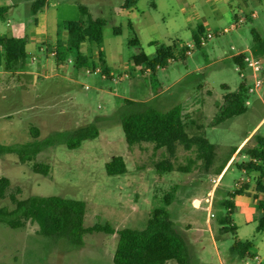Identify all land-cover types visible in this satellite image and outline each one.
Masks as SVG:
<instances>
[{"label": "rangeland", "instance_id": "rangeland-1", "mask_svg": "<svg viewBox=\"0 0 264 264\" xmlns=\"http://www.w3.org/2000/svg\"><path fill=\"white\" fill-rule=\"evenodd\" d=\"M19 1L0 0V8H11ZM42 1H46L42 10L47 16L49 34L58 26L67 29L68 21L79 20L80 5H91V13L106 22L104 40L98 47L116 80L103 78L99 72L87 73V68L77 70L73 55L58 63L49 49L40 51L35 45L26 52L25 67L10 71L6 68L4 51L0 52V145L20 146L35 141L32 127L39 130L37 141L55 132L66 134L91 124L99 129L97 138L83 141L78 148L70 149L63 143L45 147L31 162L22 163L16 153L1 156L0 178H9L11 185L5 198H0V207L14 208L8 197L10 193L19 199L30 196L77 199L87 205L86 227L109 224L115 230L143 229L155 209H165L181 235L186 233L184 227L189 223L190 234L201 236L200 247L187 245L190 264H264V232L256 231L257 220L246 225L247 207L243 201L232 200L235 207L231 219L236 231L222 229L221 219L227 211L224 202L231 199L236 182L243 176L248 177L238 168L241 156L228 166L212 210L209 211L206 203L196 208L201 204L199 199L193 200L194 205L191 201L192 193H208L212 176L223 171L232 152L250 134L253 135L250 144L255 143L254 135L264 136V83L249 94L244 114L213 126L226 93L223 86L226 84L230 91H236L243 80L246 86L253 83L249 70H245L246 78L240 76L233 55L251 49L254 30L264 39V0H159L158 10L149 8L150 0H137L132 16L128 15L129 8H119L123 0H113L114 8L102 13L97 10L96 0ZM242 1L248 5L246 11L241 8ZM250 11H255L257 16L250 19ZM239 17L246 21L236 30L216 34L202 47H194L185 59L176 54L172 62L155 72L143 73L132 61L142 52L155 56V46L145 44L148 39L162 38V43L175 42L176 47L182 48L188 42H195L198 25L203 24L206 32L215 33ZM31 18L23 9L15 11L0 22V34L14 33L20 28L17 25L20 21L28 27ZM129 19L133 27L128 25ZM117 27L121 28L119 33L115 32ZM39 29L41 35L48 36L46 29ZM134 37L142 43L131 45L129 41ZM85 55L96 67H105L97 50L88 48ZM260 57L264 59V54ZM31 62L34 63L30 67ZM29 69L38 74L17 75ZM5 71L11 74H1ZM126 74L129 77H124ZM126 100L145 101L160 112L181 105L187 114V133L206 137L217 145V169L207 172L195 149L187 151L179 145L172 159L176 169L159 172L156 164L168 157L165 148L155 149L151 143L129 146L126 142L121 126ZM114 156L124 158L126 173H106L105 164ZM36 162L50 166L47 175L33 171L32 165ZM180 166L188 167L189 171H179ZM256 178L246 183L254 185ZM194 183L204 190L195 189ZM256 212L254 218L258 219L260 211L256 209ZM209 217L213 233L209 229ZM38 230L33 222L17 229L0 223V264H115L117 233H88L83 237V245L73 247L65 240L42 236ZM237 238L254 242L251 255L240 258L231 253V245ZM167 264L178 263L171 260Z\"/></svg>", "mask_w": 264, "mask_h": 264}, {"label": "trees", "instance_id": "trees-1", "mask_svg": "<svg viewBox=\"0 0 264 264\" xmlns=\"http://www.w3.org/2000/svg\"><path fill=\"white\" fill-rule=\"evenodd\" d=\"M133 3L135 0H127L124 8H129ZM40 5L44 6L45 2H35V8ZM150 6L154 7V0H150ZM7 11L8 7L0 8V20L5 19ZM79 11L81 18L67 23V40L58 44L56 59L58 63H63L67 56L73 55L77 70L90 67L95 69L97 68L95 63L89 56L81 53L80 46L87 40L100 46L104 40L103 29L106 22L100 17H94L87 6L80 5ZM120 30V27L115 28L116 33H119ZM202 34L203 29L199 28L197 34L194 35L198 45L199 35ZM252 35L254 40L251 47L252 54L263 55L264 39L255 30ZM130 44H139V41L137 38H133ZM0 47L4 50V60L8 70L25 67L24 61L27 54L24 39L0 37ZM175 51H178L181 58H186L184 48L177 50L176 45H157L154 57H149L142 52L133 57V63L135 66L146 65L155 72L158 66L163 68L168 65L169 59L175 58ZM99 59L101 64H106L105 55L101 50H99ZM234 62L244 68L243 56L235 57ZM102 69L103 73L110 78L109 68ZM248 97L245 81L240 84L238 90L224 94L222 105L214 117L213 126L244 114L247 111L246 100ZM121 126L129 146L151 143L155 149L165 148L168 157L156 164V169L159 172H171L176 169L172 158L175 157L179 145H182L187 151L195 149L197 158L202 161L207 170L215 161L217 146L206 137L190 136L187 133L181 105L175 106L167 112H160L144 101L126 100ZM31 134L35 139L33 142L20 146L0 145V157L16 153L22 163L31 162L45 147L63 143L70 149L78 148L83 141L97 138L99 129L95 124H91L66 134L55 132L41 141H37L39 136L37 128L32 127ZM253 139L255 143L247 144L240 150V153L249 158L243 167L247 171L259 172L256 191L264 193L262 181L264 179V136L256 134ZM253 159H256L258 163L253 162ZM32 169L36 173L47 175L50 166L36 162L32 165ZM178 169L182 172L189 171L186 166H180ZM105 170L108 175L124 174L127 171L126 162L122 156H114L105 164ZM10 185L9 178H0V198H5ZM247 189V185H244L233 190L230 193L231 199L224 202L227 211L221 219L223 231H236L237 227L231 219L234 210L232 199L237 195L245 194ZM17 191L19 192V189ZM8 197L14 208L9 210L6 207H0V223L6 224L10 228H22L27 222H33L38 225V232L42 236L55 241L65 240L73 247L83 245V237L88 233H117L118 244L113 257L115 264H167L171 260H175L178 264H190L186 240L179 233L169 212L165 209H155L143 229L115 230L109 224H95L86 227L84 220L87 205L82 200L60 196H30L26 199H19L15 193H10ZM256 199V207L260 211L256 231L262 232L264 231V197L259 196ZM166 201L170 202L168 197H166ZM253 248V241L237 238L232 243L230 250L232 254L244 258L251 255Z\"/></svg>", "mask_w": 264, "mask_h": 264}, {"label": "crops", "instance_id": "crops-1", "mask_svg": "<svg viewBox=\"0 0 264 264\" xmlns=\"http://www.w3.org/2000/svg\"><path fill=\"white\" fill-rule=\"evenodd\" d=\"M39 1H42V0H20L19 2V4H14V5H11V8H9L8 7V11H7V13H6V16H8V15H11V14H13V13H15V11H17V12H20V11H22V9L24 10V12H25V14H26V16H28V17H31V15H32V17L33 18H31V21L28 23V27H24L23 26V24H24V22H22V21H20V22H17V25H18V27H20L18 30H16L14 33H8L7 35L4 33H2L1 32V34H0V37H17V38H22V39H24L25 40V42H26V52H28V49H29V47H31V46H37V48H39L40 49V51H44V52H46V51H48V49L50 50V51H56V49H57V46H58V44L59 43H63V42H65L66 40H67V29H61V27L60 26H58V28L56 27V29L55 30H53V32L52 31H50V34H49V31L46 29L47 28V16H46V13H45V11H43L42 10V8H44L45 7V5L44 6H37V8H35V2H39ZM126 1L127 0H123V1H120L119 2V8L120 9H123L124 8V5H125V3H126ZM158 1L159 0H154V7H151L150 6V2H149V8H151V9H153V10H158V8H159V4H158ZM44 2H46V1H44ZM242 3V9L243 10H247V3H244L243 1L241 2ZM113 4H114V1L113 0H96V7H97V10L99 11V12H103L104 10H107V9H109L110 8V10L111 9H113L114 7H113ZM138 3H137V0H135V3H133V4H131L130 5V7H129V9H128V11L129 12H131V13H129L128 15L129 16H132L133 14H134V10H136V5H137ZM22 5V6H21ZM117 5V3L115 4V6ZM23 7V8H22ZM88 7H89V10H90V12H93V10H91V5H89L88 4ZM118 8V7H117ZM124 10V9H123ZM252 13H255L256 14V12L255 11H250L249 12V18L251 19V18H255L256 16H257V14H256V16L255 17H252L251 16V14ZM92 14V13H91ZM93 15V14H92ZM143 15H145V13L143 12ZM94 17H98V16H95V15H93ZM100 18H102L101 16H99ZM249 18H247V19H249ZM5 19H6V17H5ZM4 19V20H5ZM103 19V18H102ZM145 21H147L146 20V16H145ZM1 21H3V20H0V22ZM130 24V25H129ZM7 25L9 26L10 25V22H7ZM128 25L130 26V27H133V25H132V21L129 19V22H128ZM39 27H41V29H46V32H47V34H48V36H44V35H41L40 33L42 32V30H40L39 29ZM199 28H202L203 29V34H204V32H206V28H205V26L202 24V25H198L197 26V32H198V29ZM40 30V31H39ZM195 34H196V32H195ZM202 34V35H203ZM201 36L199 35V38H200ZM135 38V37H134ZM138 39V38H137ZM162 38H151V39H148L147 41H145V44H148V45H154L155 46V51H156V47H157V45H166V44H164V43H162L160 40H161ZM130 41H131V39H130ZM130 41H129V43H130ZM139 41V44H140V42L142 41L141 39L140 40H138ZM194 41H195V39H194ZM48 42V43H47ZM196 42V41H195ZM38 43H40V45H38ZM49 43H51V44H49ZM142 43V42H141ZM189 43V42H188ZM45 44H46V46H45ZM157 44V45H156ZM170 45H176V43L175 42H173L172 44H170ZM202 47V46H201ZM233 47V46H232ZM232 47H231V49H232ZM88 48H92V49H95V50H97V52H99V47H98V45L95 43V42H92V41H89V40H87V41H85L84 43H82L81 44V46H80V51H81V53H83V54H85V52L87 51V49ZM177 48V50H181V49H185V46L184 47H182V48H178V47H176ZM235 48V47H234ZM232 50H234V49H232ZM1 51H4L3 50V48L2 47H0V52ZM246 52H248V53H246ZM246 52H244L243 50H240V51H238L237 53H235L234 55H233V59L235 58V57H237V56H243V55H247V54H249V53H251V49L249 50V49H247V51ZM104 54V53H103ZM179 55L178 54V51H175V55ZM105 55V54H104ZM185 55H186V49H185ZM148 56V55H147ZM180 56V55H179ZM187 56H189V55H186V57ZM149 57H151V56H149ZM105 61H106V57H105ZM132 61H133V59H132ZM33 63L34 62H31L30 63V67L33 65ZM144 66H146V65H141V66H139L140 68H143ZM105 67H107L106 66V64H105ZM138 67V66H137ZM235 67H236V70L239 72V69H241V67L238 65V64H236L235 63ZM109 68V67H108ZM110 70V69H109ZM141 72H143V73H146V74H148V73H150V72H145L144 70L143 71H141ZM112 73V72H111ZM1 74H4V75H9V74H11V72H9V71H5V72H1ZM19 74H25V75H37L38 73H36L34 70H31V69H29V71H26V72H17V75H19ZM113 74V73H112ZM239 74H240V72H239ZM240 76H241V74H240ZM48 77V76H47ZM242 77V76H241ZM243 78V77H242ZM243 81H245V80H243ZM223 89L226 91V93L227 92H233V91H230L229 90V87L225 84L224 86H223ZM225 93V94H226ZM224 95V94H223ZM222 100H223V96H222ZM222 100H221V105H222ZM145 102V101H144ZM220 105V106H221ZM183 108V107H182ZM220 108V107H219ZM218 108V109H219ZM218 112V111H217ZM216 115V114H215ZM183 116H184V120H186V117H187V114L185 113V109L183 108ZM225 122V121H224ZM263 122H264V120H263ZM186 123V122H185ZM220 125V124H219ZM217 126V125H216ZM253 135L252 134H250L245 140H244V142L242 143V145L238 148V149H236L234 152H232V155H231V157L229 158V160H228V162H227V165H226V167L223 169V171H221L219 174H217V175H215V176H212V178L213 177H216V176H219L220 177V183H221V181H222V178H223V176H224V174H225V172H226V170H227V168H228V166L233 162V160L235 159V158H237V157H239V156H241V160H240V163H238V165H240V167H238L241 171H242V173L244 174V175H248V177H242L241 178V180L240 181H238V182H236V186H235V189H237V188H240V187H242V186H244V185H247V187H248V189L246 190V193L245 194H243V195H237V196H235L233 199H234V203L235 202H237L239 199L241 200V201H243L242 203H243V205L245 206V207H247L246 208V213H245V215H246V225H251L252 223H254L255 222V220H257L258 221V219L256 218H254L255 217V215H257L256 213V209H257V207H256V198L257 197H264V193H258L257 191H256V186H257V179H258V176H259V172H256V171H252V172H256V175H252V176H250L249 174L250 173H252L251 171H247L244 167H243V165L249 160V158L247 157V156H245L244 154H242V155H239L240 154V150L244 147V146H246L247 144H250V141L252 140V138H250V137H252ZM211 142V141H210ZM216 145V144H215ZM250 145H253V144H250ZM217 146V145H216ZM178 149L179 148H177V151H178ZM216 154H217V150H216ZM176 156V155H175ZM216 156H218V155H216ZM173 159V158H172ZM172 162H173V160H172ZM217 160H215V162L213 163V165L210 167V169H208V171L207 172H211V171H213V170H215V169H217ZM175 167V166H174ZM257 176V178H256V184H247L248 182H251L252 180H253V178H255ZM202 181H205V180H203V179H201ZM248 181V182H247ZM263 181V185H264V179L262 180ZM247 182V183H246ZM220 183H219V185H220ZM240 184V185H237V184ZM194 187H195V189H197V190H204V189H202L197 183H194ZM234 189V190H235ZM218 191H220V187L218 186L217 187V189H216V192H215V194H217V192ZM230 193V192H229ZM208 194H206V195H204L203 193L202 194H199V193H192L191 194V201H192V204H193V200H195V199H199L200 201H201V204L199 205V206H195L196 208H201L204 204H205V202L203 201V198L205 197V196H207ZM215 197L216 196H214V199H215ZM232 199V200H233ZM206 204H207V208H209V204L206 202ZM194 205V204H193ZM213 206H214V201H213ZM235 207V206H234ZM213 208V207H212ZM260 214H258V216H259ZM208 223H209V229H210V231L213 233V225H212V223H211V220H210V217L208 218ZM257 227V226H256ZM184 229L186 230V233H184V235H182L184 238H185V240H186V243H187V245L189 246V247H194V246H196V245H198L199 247H200V244H199V241H201V236L200 235H196L195 233H193V234H190V230H191V224H187V225H185V227H184ZM262 232H264V231H262ZM185 234H187V235H185ZM212 238L214 239V237L212 236Z\"/></svg>", "mask_w": 264, "mask_h": 264}, {"label": "built area", "instance_id": "built-area-1", "mask_svg": "<svg viewBox=\"0 0 264 264\" xmlns=\"http://www.w3.org/2000/svg\"><path fill=\"white\" fill-rule=\"evenodd\" d=\"M251 16L255 17L256 14L252 13ZM245 21H246L245 18L239 17L235 23H232L229 26L220 29L218 32H215V33L211 32V31L210 32H204V34L201 35V37L199 38V45L203 46L207 40L214 38L216 34L217 35L218 34H226V33H229V32L236 30ZM199 45L197 42L187 43L185 45L186 55H191L192 49L194 47H198ZM232 49H235V48L232 47ZM56 53H57V51H51L50 55L53 57H56ZM173 60L174 59H169V62H172ZM243 62H244V68L239 69V72L243 78H246L245 70H249L250 77H252V79H253V83H252V85L247 86V88H248V94H253L264 83V59L260 56L253 55L251 52L247 55H243ZM157 68H161V67L158 66ZM143 70L145 72H151L152 71L151 68L148 66H144L143 68L139 69V71H143ZM86 72L87 73L99 72L102 74L103 78H107V79L109 78V76L107 74L103 73V69L101 67H97L95 69L90 67V68H87ZM124 77H129V75L126 74ZM110 79L116 80V78L113 74H110ZM120 79H123V77H121ZM246 105L247 106L249 105L248 98L246 100ZM253 162L258 163V161L256 159H253ZM219 183H220V177L219 176L213 177L211 179L212 187L209 189V191L207 193L208 195L203 198V201L205 203L207 202L209 204V211L212 210L215 192H216L217 187L219 186ZM237 185H240V184L238 183ZM210 216L212 217L213 214L210 213Z\"/></svg>", "mask_w": 264, "mask_h": 264}]
</instances>
